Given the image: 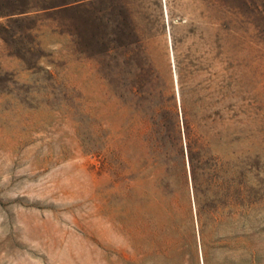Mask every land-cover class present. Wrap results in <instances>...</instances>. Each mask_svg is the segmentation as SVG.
<instances>
[{
	"label": "rangeland",
	"instance_id": "rangeland-1",
	"mask_svg": "<svg viewBox=\"0 0 264 264\" xmlns=\"http://www.w3.org/2000/svg\"><path fill=\"white\" fill-rule=\"evenodd\" d=\"M49 1L0 0V264H191L188 165L167 201L142 164L140 96L154 86L179 112V72L206 87L222 52L243 77L264 179V0H81L64 35L11 21ZM229 256L214 249L210 264Z\"/></svg>",
	"mask_w": 264,
	"mask_h": 264
},
{
	"label": "trees",
	"instance_id": "trees-1",
	"mask_svg": "<svg viewBox=\"0 0 264 264\" xmlns=\"http://www.w3.org/2000/svg\"><path fill=\"white\" fill-rule=\"evenodd\" d=\"M82 6L81 0H52L25 10L24 15L11 21L34 19L30 28L47 27L64 35L68 11ZM28 11L35 13L29 15ZM221 54L217 51L209 66L206 87L201 82L189 87L179 72V112L171 113L167 109L163 92L148 84L143 87L141 109L137 112L145 148L142 164L150 173L156 172L161 196L167 201L188 185L185 162L188 165L197 221L191 264H199L198 251L202 264H210V254L217 248L230 254L225 264H235L233 257L237 250L240 264H264V179L260 147L245 140L241 71L234 63L220 59ZM200 71L202 68L196 66L191 73ZM203 110L209 113L201 115ZM204 128L213 132L210 140H198L196 131ZM167 208L170 210L169 205ZM226 225L231 228L230 236L219 238L216 231ZM221 240L223 243L219 244ZM172 249L173 245L167 243V256L174 252Z\"/></svg>",
	"mask_w": 264,
	"mask_h": 264
},
{
	"label": "water",
	"instance_id": "water-1",
	"mask_svg": "<svg viewBox=\"0 0 264 264\" xmlns=\"http://www.w3.org/2000/svg\"><path fill=\"white\" fill-rule=\"evenodd\" d=\"M176 98H177V101L179 102V95H178V91L176 90ZM189 180H190V176H189ZM192 202H193V196H192ZM193 205H194V202H193Z\"/></svg>",
	"mask_w": 264,
	"mask_h": 264
},
{
	"label": "bare ground",
	"instance_id": "bare-ground-1",
	"mask_svg": "<svg viewBox=\"0 0 264 264\" xmlns=\"http://www.w3.org/2000/svg\"><path fill=\"white\" fill-rule=\"evenodd\" d=\"M164 8V7H163ZM165 15V14H164ZM168 16V15H167ZM168 21V20H167ZM174 78H175V81H176V75L174 73ZM177 82V81H176ZM176 86H177V83H176ZM178 91V90H177Z\"/></svg>",
	"mask_w": 264,
	"mask_h": 264
}]
</instances>
